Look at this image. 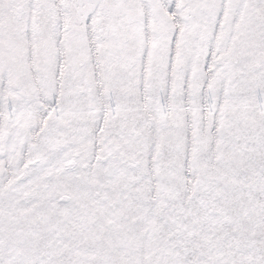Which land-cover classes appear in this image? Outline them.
Returning <instances> with one entry per match:
<instances>
[{"label": "snow or ice", "instance_id": "obj_1", "mask_svg": "<svg viewBox=\"0 0 264 264\" xmlns=\"http://www.w3.org/2000/svg\"><path fill=\"white\" fill-rule=\"evenodd\" d=\"M0 264H264V0H0Z\"/></svg>", "mask_w": 264, "mask_h": 264}]
</instances>
